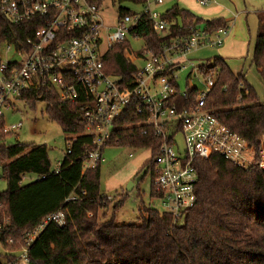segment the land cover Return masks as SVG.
Wrapping results in <instances>:
<instances>
[{
    "label": "trees",
    "instance_id": "1",
    "mask_svg": "<svg viewBox=\"0 0 264 264\" xmlns=\"http://www.w3.org/2000/svg\"><path fill=\"white\" fill-rule=\"evenodd\" d=\"M111 2L142 8L147 0ZM130 14L137 13L124 8L118 10L119 17ZM257 16L258 33L251 64L264 84V12H258ZM162 18L170 23L164 37L153 30L147 17L131 32V37L143 41L145 48L155 54L161 52L163 43L175 37H189L201 25L207 33L229 26L224 18L205 21L179 6L166 11ZM39 28L36 21L13 24L3 15L0 4V46L8 44L16 50ZM130 46L128 40L107 52L104 68L108 75L129 81L137 72L138 66L128 59ZM10 68L16 69V63ZM200 69L214 74L216 79L206 108L251 146L258 147L264 134V103L254 88L243 74H235L220 57L204 62ZM21 100L31 109L39 102L45 103L48 118L58 123L66 136L77 138L71 153L66 149L56 172L51 167L46 145L22 143L12 135L2 136L0 165L7 186L0 193V226L3 227L0 245L4 251L23 249L28 232L50 215L63 211L66 224L62 227L48 224L29 246L30 264H264V171L257 166L240 169L219 156L196 159L193 166L198 175L197 202L180 220L175 221L152 206H143L139 209V223L116 225L115 213L123 208L127 196L109 201L103 195L101 161L83 171V164L94 147L91 138L83 135L80 106L63 102L44 89L31 91ZM142 121L144 118L129 108L115 123L111 142L101 151V156L112 146L149 149L152 159L144 168L152 173L159 140L152 128L128 127ZM26 175L35 179L23 184ZM152 181L154 198L157 195L153 176ZM71 197L76 200L69 201ZM111 207L113 217L105 220ZM10 257L4 254L0 264Z\"/></svg>",
    "mask_w": 264,
    "mask_h": 264
},
{
    "label": "built area",
    "instance_id": "2",
    "mask_svg": "<svg viewBox=\"0 0 264 264\" xmlns=\"http://www.w3.org/2000/svg\"><path fill=\"white\" fill-rule=\"evenodd\" d=\"M197 1L203 7L211 3L210 0ZM163 3L164 0H147L140 12L117 17L114 25L107 27L103 20L104 5L99 0L1 2L3 15L13 24L36 21L41 28L24 45L16 47L20 61L0 68V143L2 136L18 138L22 128V123L7 127L5 111L16 112L15 102L24 103L22 96L44 89L63 102L80 106L83 135L91 138L94 147L83 164L86 171L103 162L101 151L111 142L115 123L132 107L144 121L128 127L152 128L159 140L151 173L157 196L152 201L160 204L162 214L178 221L197 202L195 160L219 156L240 169L257 166L264 171V134L259 138L258 147L251 146L206 108L216 79L214 74L200 69L204 62L197 64L190 59V55L200 49L221 48L230 34V25L214 33L195 28L189 37H175L163 43L159 54L144 46L137 56L142 65L129 81L106 73L105 55L114 46L130 41L129 38L138 40L131 37V32L142 18L147 17L153 30L166 36L170 23L151 9ZM14 63L16 69H11ZM188 69L191 71L182 91L179 74ZM178 136L183 138V149L176 142ZM76 138L67 136L68 153ZM75 200L74 197L69 199ZM50 223L64 226V212L50 215L28 232L24 236L26 246L20 251H4L12 257L3 264H30L28 248ZM2 229L0 226V231Z\"/></svg>",
    "mask_w": 264,
    "mask_h": 264
},
{
    "label": "rangeland",
    "instance_id": "3",
    "mask_svg": "<svg viewBox=\"0 0 264 264\" xmlns=\"http://www.w3.org/2000/svg\"><path fill=\"white\" fill-rule=\"evenodd\" d=\"M4 0H0L3 2ZM210 5L203 7L198 5L197 0H164L160 6H151L159 14H164L174 6H179L196 15L203 20H212L209 17L225 16L228 24L232 26L234 17L241 15L235 23L234 34L231 42L234 46L242 48L233 51L230 54L219 56V50L204 48L196 51L190 59L197 64L213 60L215 57H224L230 69L234 73H241L246 78L249 85L256 91L260 102L264 103V84L255 67L251 64L254 45L258 33V12H264V0H210ZM103 20L107 27L114 25L115 19L119 17V8L129 9L138 13L141 7L130 3L122 4L106 0L104 2ZM215 7V12L211 11ZM218 11V12H217ZM203 28L204 25H201ZM130 39L131 48L128 54L130 62L136 66H141L142 62L137 58L138 53L144 48V42L141 40ZM226 48V45L223 47ZM21 58L16 54L14 47L8 44L0 46V68L2 65L10 62L20 61ZM191 69L179 74V84L182 91L185 90L186 77ZM5 111V123L7 127L22 123V128L18 132V141L22 143H33L48 148L49 159L53 170H57L59 164L63 161L67 149V136L63 133L61 126L51 121L45 114L46 104L39 102L35 109L28 108L23 102H15V110ZM15 141V140H14ZM12 141V142H14ZM176 142L183 149V138L178 136ZM10 143V141H8ZM133 155V157H130ZM104 160L101 164V190L104 196L118 200L120 197L127 196V200L119 211L115 213L114 223L116 225H132L140 221V207L152 206L160 213L163 211L160 204L152 201V176L147 173L144 166L152 159V153L149 149H133L122 147H107L103 153ZM35 179L34 176L26 175L23 177V184L29 183ZM7 189L6 182L2 179V166L0 165V193ZM105 220L113 217L112 207L106 211ZM5 252L0 245V259L3 260ZM23 264V263H22Z\"/></svg>",
    "mask_w": 264,
    "mask_h": 264
},
{
    "label": "crops",
    "instance_id": "4",
    "mask_svg": "<svg viewBox=\"0 0 264 264\" xmlns=\"http://www.w3.org/2000/svg\"><path fill=\"white\" fill-rule=\"evenodd\" d=\"M197 4L199 5V3H197ZM208 9H211L210 12H211V11L215 12L216 10H218V9H216L215 7L208 8ZM217 12H218V11H217ZM241 17H242L241 15L237 16L236 18L234 17V20H233V23H232V26H231V30H230V34H229L228 38L226 39L224 45L220 48L219 56H221V55L224 56L225 54H230V53L233 52V51H237V50H241V49H242V48H239L238 46H234L233 43L231 42V38H232V36H233V34H234V28H233V27H235V26H234L235 23H237V21H239ZM209 18H213V19L224 18V19H225V16L209 17ZM226 20H227V18H226ZM225 45H226V48H223ZM217 50H219V49H217ZM194 53H195V52H194ZM194 53H192V54L190 55V57L193 56ZM220 54H221V55H220ZM220 58H222V59L225 61V58H224V57H220ZM225 62H226V61H225ZM226 63H227V62H226ZM227 65H228V63H227ZM228 66H229V65H228ZM235 74H236V73H235ZM237 74H238V73H237ZM103 158H104V157H103ZM110 198H111V197H110Z\"/></svg>",
    "mask_w": 264,
    "mask_h": 264
}]
</instances>
